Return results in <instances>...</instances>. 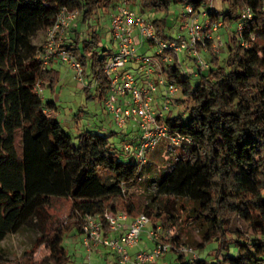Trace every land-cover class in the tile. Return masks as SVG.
<instances>
[{
	"label": "trees",
	"instance_id": "16d2710c",
	"mask_svg": "<svg viewBox=\"0 0 264 264\" xmlns=\"http://www.w3.org/2000/svg\"><path fill=\"white\" fill-rule=\"evenodd\" d=\"M120 1L0 0V242L35 220L43 230L38 241L49 250L42 260L34 258L33 249L10 259L0 248V264H71L65 237L81 234L88 214L144 213L166 228L181 209L198 228L199 238L191 247L198 253L212 243L216 247L212 259L199 253L192 262L180 251V234L174 233L170 251L178 264H264V0H224L223 12L210 8V0H128L138 13L154 14L148 19L162 39H173L166 27L176 6L207 9L210 21L221 20L225 26L237 24L247 8L253 13L242 38L234 30L226 41V60L212 52L208 68L196 60L194 68L177 59L162 63L166 80L177 85L185 107L183 113L172 107L166 123L191 143L184 144L187 156L178 157L158 184V194L182 203L161 211L139 207L128 195L145 165L117 150L111 133L82 129L72 136L58 118L44 113L54 103L34 93L38 82L55 92L60 71L52 64L42 67L36 57L42 46L33 45L32 35L53 26L64 8L77 11L86 23L95 14L112 16ZM77 27L67 46L83 64L88 79L84 89L94 84L97 95L107 97L109 49H98L96 32L80 41ZM199 50L203 55L202 45ZM53 198L68 200L70 209L66 220L47 232V207Z\"/></svg>",
	"mask_w": 264,
	"mask_h": 264
},
{
	"label": "built area",
	"instance_id": "2783aa9c",
	"mask_svg": "<svg viewBox=\"0 0 264 264\" xmlns=\"http://www.w3.org/2000/svg\"><path fill=\"white\" fill-rule=\"evenodd\" d=\"M209 7L213 8V5L209 4ZM181 8L182 34L176 39L158 37L154 23L138 13L128 0L120 1L110 20L111 37L116 49L109 50L106 56L105 72L109 76L110 87L105 105L121 127L130 121L138 126L139 136L126 141L122 151L134 156L142 165H146L150 152L163 142L169 150L191 143L190 137L174 131L166 123V116L172 109L178 87L166 80L162 63L170 65L176 59L180 60V53H184L194 58L202 68H208L209 62L204 59L199 46L208 48V40H214V33L224 26L221 20L210 21L207 9L195 11L191 4H185ZM78 16L77 11L62 9L54 25L48 28L46 41L36 57L43 68L49 66L53 59L69 64L75 77L83 82V64L64 41ZM201 16L205 18L202 21ZM252 17L250 8L243 11L235 30L239 38H242L243 30ZM142 43L156 46V55L160 59L138 53V46ZM249 44L246 40L242 41L243 46L247 47ZM131 61L138 62V73L127 67ZM34 93L44 100V89L40 82L34 87ZM43 111L55 118L61 115L54 107H45ZM150 223L152 227L149 228ZM142 232L154 242V246L149 250L136 251L132 258L128 249L139 243ZM160 232L161 226L153 223L147 214L131 217L125 211H105L101 215H86L81 235L87 248L102 244L117 251L121 264H152L172 247V242L163 240ZM180 251L192 262L199 258V253L191 246L181 245Z\"/></svg>",
	"mask_w": 264,
	"mask_h": 264
},
{
	"label": "rangeland",
	"instance_id": "374dc122",
	"mask_svg": "<svg viewBox=\"0 0 264 264\" xmlns=\"http://www.w3.org/2000/svg\"><path fill=\"white\" fill-rule=\"evenodd\" d=\"M209 4H212L213 9L219 12H223L227 8V2L224 0H212L209 1ZM172 10L173 14L170 16L166 32L173 39H176L182 34V31H180L182 20L178 17L179 11L175 7H173ZM143 15L146 18L154 17V14L149 12H144ZM110 20V14L105 13L95 14V16L86 23H83L77 18L64 40L66 45L72 42V37H74L75 29L78 24L79 27L77 28L80 30V41L87 38L92 32H96L99 35L98 49L100 51L103 47L109 50H115L116 46L112 41L110 32ZM230 26L233 31L237 28L236 23H232ZM47 33L48 29H40L32 35L31 40L36 48L44 44ZM216 33H214V40H212V44L208 46V48L205 49V46H202L205 49L204 52L207 53V59H205L207 61H210L212 52L219 56L220 60H226L227 57L226 48L224 47L227 37L223 38L222 34H220V38H217L215 35ZM231 35L230 32V36ZM107 52L108 51H106V53ZM156 52L157 47L151 46L146 54L159 60L160 58L156 55ZM180 60L186 67H191L192 65L196 67L195 59L186 56L184 53H180ZM54 66L60 71V82L55 92L44 89V101L48 99L54 100V106L61 112L58 119L66 131L72 136L77 135L78 129L75 125L76 119H79V124L85 125L89 123L101 133H111L110 139L113 146L122 152L124 143L129 141L132 135L139 133L138 126L131 121V123L127 122L123 127L118 125L114 116L106 108V97L100 98L97 95L98 93L94 84L91 85L89 91H86L84 86L88 83L87 78L84 77L83 82L79 81L75 77L69 64L65 62L59 61L55 63ZM133 71L138 73V70ZM192 79L194 80L195 76H193ZM180 97L181 92L179 91L174 97L172 106L174 113H183L185 110V107H183L179 101ZM71 120L73 123L70 125L67 121L72 122ZM163 144L166 143L163 142L161 146H158L150 152L148 155V162L143 168L141 178L127 189L128 195L132 197L137 206L143 207L149 205L155 211H161L165 206L171 205L180 207L182 201L158 194V184L167 174L173 163L176 162L178 157L187 156L188 154L185 145L174 150H169L167 145L165 147ZM183 203L188 206L187 202L183 201ZM69 209L70 202L68 200L53 198L50 205L47 207L48 217L45 230L48 232L51 228L62 224L67 218ZM178 215V219H175L174 224L171 226L165 228L160 225V235L163 240L171 242L173 234L179 233L182 244L191 246L190 243L199 238L198 228L196 225L189 224L186 220V212L184 210L181 209ZM153 223H155V221ZM148 226H151V223ZM42 232L43 230L36 225V221L34 220L26 224L20 231L9 234L0 242V248L4 251L6 257L10 259L19 256L26 249H33L35 251L34 258L36 260H42L49 254V250L44 245H40L38 241ZM153 244L154 242L147 239L146 233L142 232L139 243L135 247L129 248L128 252L130 256L134 258L136 251L146 250L147 247H151ZM64 245L71 255V264H121L117 251L102 244L91 245L87 248L83 243L81 234H76L74 232L68 234L65 237ZM215 247L216 243H212L199 253L202 257L212 259L213 256L211 253ZM175 258L176 254L173 251H169L161 256L157 262L152 264H178L179 261Z\"/></svg>",
	"mask_w": 264,
	"mask_h": 264
},
{
	"label": "crops",
	"instance_id": "0c3cea01",
	"mask_svg": "<svg viewBox=\"0 0 264 264\" xmlns=\"http://www.w3.org/2000/svg\"><path fill=\"white\" fill-rule=\"evenodd\" d=\"M178 11H179V14H178V16H180V13H181V11H182V8H181V6H176L175 7ZM205 18L204 17H200V20L202 21V20H204ZM224 28V29H223ZM222 29V30H221ZM220 30H221V32H220V30L215 34L216 35V37L217 38H220V34H222V36H223V38H226L227 37V40L229 39V37H230V32H231V34H232V32H233V29H232V27L231 26H224V27H222ZM220 32V33H219ZM71 36H72V34H71ZM73 38V37H72ZM226 40V41H227ZM106 48V47H105ZM150 49V46L147 44V43H142V44H140L139 46H138V53H147L148 52V50ZM203 56H204V58L205 59H207V53L206 52H204L203 51ZM57 62H59L57 59H53V61L51 62L52 63V65L54 66V64L55 63H57ZM127 67L130 69V70H138L139 69V64H138V62H136V61H131V62H129L128 63V65H127ZM190 67V66H189ZM190 68H194V65H192ZM48 100H50V101H52L53 103H54V100L53 99H48ZM55 109H57V107H54ZM79 119H76V128L78 129V132L80 131V130H82V129H95L92 125H90L89 123L88 124H85V125H83V124H79V121H78ZM72 121V120H71ZM67 123L68 124H72L73 123V121L72 122H70V121H67ZM129 123H131V122H129ZM139 136V133H136V134H134V135H132V137H131V139H135V138H137ZM161 146V145H160ZM163 146H165L166 147V144H163ZM185 152V151H184ZM123 154V153H122ZM125 157H127V155H125V154H123ZM149 228L150 227H152V226H148ZM154 246V244L151 246V247H147V249L146 250H149V249H151L152 247Z\"/></svg>",
	"mask_w": 264,
	"mask_h": 264
}]
</instances>
